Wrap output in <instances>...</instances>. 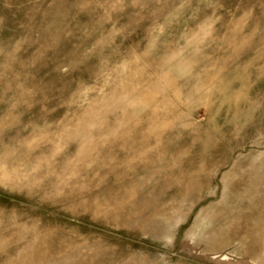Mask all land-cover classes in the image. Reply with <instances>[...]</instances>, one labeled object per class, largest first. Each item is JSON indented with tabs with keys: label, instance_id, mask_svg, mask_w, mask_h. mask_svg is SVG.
I'll return each instance as SVG.
<instances>
[{
	"label": "rangeland",
	"instance_id": "rangeland-1",
	"mask_svg": "<svg viewBox=\"0 0 264 264\" xmlns=\"http://www.w3.org/2000/svg\"><path fill=\"white\" fill-rule=\"evenodd\" d=\"M0 264H264V0H0Z\"/></svg>",
	"mask_w": 264,
	"mask_h": 264
}]
</instances>
